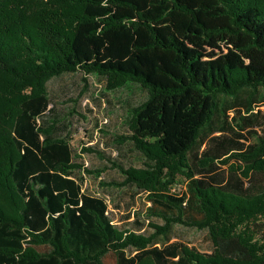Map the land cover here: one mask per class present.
Here are the masks:
<instances>
[{"label": "trees", "instance_id": "1", "mask_svg": "<svg viewBox=\"0 0 264 264\" xmlns=\"http://www.w3.org/2000/svg\"><path fill=\"white\" fill-rule=\"evenodd\" d=\"M69 73L146 93L117 141L142 167L85 148L110 164L91 172L42 121L48 82ZM259 89L264 0H0V264H264V134L194 153L214 139L220 97L249 91L250 119ZM108 169L121 176L109 186L145 194L149 233L118 228L74 178ZM174 226L205 230L211 250L172 241Z\"/></svg>", "mask_w": 264, "mask_h": 264}, {"label": "rangeland", "instance_id": "2", "mask_svg": "<svg viewBox=\"0 0 264 264\" xmlns=\"http://www.w3.org/2000/svg\"><path fill=\"white\" fill-rule=\"evenodd\" d=\"M105 80L95 75H82L81 73L63 74L52 78L47 89L50 98L51 110L42 119L43 122H54V134L69 140L74 153L81 156L79 164L89 170L98 171L110 164L101 161L95 154L83 153V149L91 148L100 151L105 156L116 159L124 167H142V158L128 142L117 144V141L128 134L126 120L127 111L146 99V93L136 85H130L115 91H106ZM249 91L244 90L237 98H222L225 113H218L214 118V139H210L200 147L194 149L199 156L204 149L215 151L217 146L226 142H241L244 146L256 141V137L264 134V90L259 89L253 96L250 117L246 112V103ZM252 115V116H253ZM41 122V121H40ZM247 124V125H245ZM221 132V133H220ZM210 138L206 134L204 139ZM214 174L226 178L227 166L215 161ZM74 178L82 185L85 194L99 196L107 203L108 217L118 228L145 229L146 221L144 210L149 206L145 194L132 187L116 188L109 186L112 181H120L121 176L115 170L108 169L100 176L75 171ZM185 191V180L178 178L173 192ZM137 221L136 224H133ZM153 223L161 224L159 220ZM172 241L179 242L195 250L208 253L211 245L208 242L205 230H197L183 226H174ZM105 264H115L112 255H107Z\"/></svg>", "mask_w": 264, "mask_h": 264}]
</instances>
